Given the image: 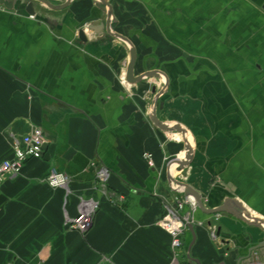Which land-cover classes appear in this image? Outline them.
Returning a JSON list of instances; mask_svg holds the SVG:
<instances>
[{
    "label": "crops",
    "instance_id": "1",
    "mask_svg": "<svg viewBox=\"0 0 264 264\" xmlns=\"http://www.w3.org/2000/svg\"><path fill=\"white\" fill-rule=\"evenodd\" d=\"M48 1L0 0V163L34 127L48 142L1 187L0 264H173L159 224L173 183L203 201L182 263L242 264L254 251L264 260V229L223 211V247L208 231L223 205L264 221V0ZM129 12L152 20L134 25L135 38L122 30ZM118 35L136 49L134 77L158 73L137 92L125 83L131 46ZM154 111L188 139L161 129ZM52 169L70 177L68 189L46 183ZM82 197L100 202L86 234L67 226Z\"/></svg>",
    "mask_w": 264,
    "mask_h": 264
},
{
    "label": "built area",
    "instance_id": "2",
    "mask_svg": "<svg viewBox=\"0 0 264 264\" xmlns=\"http://www.w3.org/2000/svg\"><path fill=\"white\" fill-rule=\"evenodd\" d=\"M47 139L42 128L34 127L29 133L21 139H16L13 143L14 157L6 159L0 163V190L3 183L10 178L19 176L22 173L26 162L31 158H42L45 153ZM144 157L150 166L154 165L153 154L151 152L144 153ZM108 171L101 168L98 176L102 182L108 179ZM46 183L53 188L68 189L70 177L57 169H52L46 177ZM177 189V194L173 198V204L168 205L166 213L159 221L160 226L171 236V248L173 252V264H184L181 261L183 234L189 225H195L193 213L198 208L196 200L190 195H184L180 186L173 184ZM100 207V202L90 197H82L78 205V213L75 217H68L67 226L70 230H77L86 234L93 226L94 216ZM187 207H189L187 209ZM220 214L216 215L215 221L210 224L211 237L221 242L218 237L219 227L216 223L219 221ZM201 225V223H199ZM100 264H106L102 262ZM242 264H264L257 251L251 253Z\"/></svg>",
    "mask_w": 264,
    "mask_h": 264
},
{
    "label": "water",
    "instance_id": "3",
    "mask_svg": "<svg viewBox=\"0 0 264 264\" xmlns=\"http://www.w3.org/2000/svg\"><path fill=\"white\" fill-rule=\"evenodd\" d=\"M40 1H42L43 3L50 4V2L48 0H40ZM69 1H71V0H69ZM29 6H30L29 11L32 13L33 12V10L31 9L32 4H29ZM109 15L112 16L111 12ZM111 26L115 27L116 23L113 22L111 24ZM80 33H81V37L84 38V34H85L84 29H82L80 31ZM118 36L131 46V49H130L131 50V60L129 61V63L127 65L126 81L132 86V91L137 92V89L134 88L135 84L142 82L147 78H151L153 76H158V73L154 74V73L148 72V73L142 74L138 77H134L135 62L137 59L136 49H135L134 45L132 44V42L128 38H126L123 35L122 36L118 35ZM157 91H158L157 86H153L152 87V93L157 94ZM157 96H158L157 98H159V96H161V93H159ZM153 121L163 130H167V131L178 130V131L183 132V134L186 137V140L188 139L186 129H184L179 124L170 126V125H167V124L161 122L157 118L155 111L153 113ZM187 150H188L187 158L184 161H182V163H181L182 167H187L191 161L193 151H194L191 144L188 146ZM179 184H180V187L183 186L184 188H186L185 192L187 195H194V197L196 198L195 200L199 203V205L201 207H203V201L200 199V197L194 191H192L188 187V185H186L185 183H179ZM223 211H228L230 214H232L237 219L245 221L246 223H248L252 226H256V227H260V228L264 229V221L261 219H258L256 217H253L248 211H246L244 208H242L239 204H236V206L234 208L229 207V205H223V206H220L216 209L211 210V212L214 214H220ZM258 247H264V241L259 246H257V248Z\"/></svg>",
    "mask_w": 264,
    "mask_h": 264
},
{
    "label": "rangeland",
    "instance_id": "4",
    "mask_svg": "<svg viewBox=\"0 0 264 264\" xmlns=\"http://www.w3.org/2000/svg\"><path fill=\"white\" fill-rule=\"evenodd\" d=\"M146 16H147V14H140V15H134V13H132V12H129V13H127L126 15H125V18H123V27H125L124 29H122L125 33V36H127L128 38H132V37H134V36H136V35H138L139 34V32L141 31V30H138V29H136V31H133V28H135L134 27V25L136 24L137 26H141V29L142 30H145L147 27H149L151 24H152V20H151V18H149V19H147L146 18ZM136 22V23H135ZM130 33H133L134 35H129L128 36V34H130ZM135 38V37H134ZM127 47H129L128 45H127ZM151 85V84H150ZM157 86V89L158 90H160V87H162L163 86V82H162V80L160 79V80H155V82H154V84H152L151 85V87L152 86ZM150 86H148L147 87V92H146V94L147 95H149V93L151 92V94H152V91H151V87L149 88ZM145 94V93H144ZM149 98V97H148ZM186 179V177L185 176H180L177 180L179 181V180H181V181H183L184 182V180ZM95 217V216H94ZM214 224V223H213ZM216 225L219 227V223L217 222L216 223ZM210 225L208 226V231H209V235H210V237H211V234H210ZM211 239H213L212 237H211ZM214 240V239H213ZM215 241V240H214ZM221 247H223V245H221Z\"/></svg>",
    "mask_w": 264,
    "mask_h": 264
}]
</instances>
